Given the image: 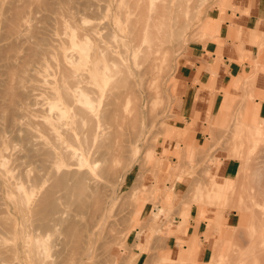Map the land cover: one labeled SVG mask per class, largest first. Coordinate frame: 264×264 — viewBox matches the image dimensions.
Wrapping results in <instances>:
<instances>
[{
	"label": "rangeland",
	"instance_id": "rangeland-1",
	"mask_svg": "<svg viewBox=\"0 0 264 264\" xmlns=\"http://www.w3.org/2000/svg\"><path fill=\"white\" fill-rule=\"evenodd\" d=\"M108 1L111 0H0V229H2V231L0 230V260L2 258L0 262L4 261V264L7 261V264L45 263V261H38L34 254L36 245L34 238L40 233V236L47 242L45 255L47 256L46 262L49 264H264V235H262L264 229L261 231L264 227V89L261 90L256 87L254 71L250 72V69L247 70L242 66V79L240 76L233 78L231 83L218 90L213 85L209 86L217 98V103L212 107V116L206 119V133L198 135L196 138V133L185 129L186 117L180 113L182 87L179 85V78L180 73L184 74L180 66L188 63V58L196 50L200 52L204 50L210 55L212 46L222 41L220 30L221 27H224L225 18L224 16L221 17L220 14L226 12L228 8L234 9L233 2L235 0H187L186 3V0H179L182 1L181 5H179L178 0L177 2L176 0H156L155 5L158 6L156 5L154 12H152V17L156 15L159 19H163L161 21L164 25V35L161 41H157L153 45L154 53H151L150 58L152 56H156V58H149L144 63L145 66L142 65L141 67L140 65L138 68L133 66V73L127 77L128 87L131 86L130 88L136 92L134 96L140 98L132 95L133 101L130 99L131 95L128 94L126 99H122L125 102L124 106L122 103L124 112L127 113L126 118L122 120V122L126 120V125L124 124L125 121L122 124L126 126L127 130H123L125 126L124 128L121 127V132L122 134L125 132V135L123 134L119 138L122 145H118L119 141L116 142L117 144H113L115 148V150L113 147L111 148L113 152L111 149L102 150L103 147H101L100 153L107 151L103 158L100 157L101 154L96 152L100 148L98 144L109 142L111 137L109 139L108 136H110L109 133H111L112 128L109 129L110 126L107 124L105 128L110 132H106V134L104 125L103 127H101L102 124L96 126V130H102L101 132L105 133L104 138L107 139L103 140L102 136L96 138L102 140L98 144V140L92 144L88 156L90 161V157L97 153L96 157H91V162L94 161L95 163H91L93 166L90 162L83 166L85 167L84 170L89 171H87L85 178L86 185L89 184L88 187L93 186L90 187L91 189L89 188L93 191L92 193L95 192L96 186L98 187L96 188L98 189L96 190L97 194H92L87 189L84 198V201H87L85 204L87 203L86 205L91 208L90 200L92 202V198L100 193L103 194V199H101V195V198L98 197L99 199L96 197L98 201H94L100 203L105 199L101 205V208L104 207V209L100 211L98 209L99 203H95L96 205H92V208L94 209V206L95 209L97 208V210L94 209L96 212L98 211L96 215V212L89 206H84L77 211L78 207L75 209L76 204L73 199L68 201V198H65L61 191H56L55 196L62 211L63 221L51 224L47 227L49 230L45 228V230L39 231L34 228L37 224L34 212L21 210L23 204L19 200V195H17L19 190L15 184H22L25 188L34 187L35 191L41 184H46V187L50 186L52 180L50 177L49 180L47 179L49 176L47 175L48 168L57 163L59 151L62 150V140H60L59 146L53 134H50V131L44 127L45 117L51 115L49 112L50 103L54 101L53 94L50 95L49 92L51 93L52 88L58 85L62 75L60 70L64 68L59 66L61 60L57 57L56 51L58 48H64L68 54L67 59L75 61V47L71 43V35L78 42L81 41L83 32H85L84 25L93 20L99 22L102 27H114V17H124L116 15L115 4L120 3L121 8L125 9L130 0H125L126 4H123L124 0H113L110 7L107 6ZM139 2L143 3L144 1L139 0ZM45 3L47 4L45 5ZM190 3L193 7L190 6ZM99 4L102 5V9L101 6L98 9ZM186 5H189V7H185L188 8V11L183 8ZM177 6L179 12H176ZM94 7H97L98 10H94ZM100 10L104 12L103 16ZM92 11L98 12L95 14ZM190 11H192V15H189L191 14ZM17 12H20V16L16 20L15 14ZM176 14L178 17L173 16ZM130 17L136 16L132 14ZM105 21L106 23L103 24ZM218 22H220L221 27L217 33ZM121 25L122 30L116 32L125 34L126 24L121 23ZM104 29L100 31V38L106 35L108 31L107 28ZM184 29L185 31H183ZM175 31H178L177 34ZM65 32L69 34H65ZM260 34L263 41L261 37L257 42L251 40L256 49L260 50L257 51L258 54L264 51V34ZM110 41L112 42V40ZM113 43L115 44V42ZM29 46L33 47V50L31 49L33 55L38 54L39 58H44L46 68L50 73L49 78L56 81V84L39 81L41 65L38 63V57L26 56L27 53L31 54L30 49H28ZM39 47L52 49L55 54L50 50L52 53L46 55V53L41 52ZM164 56L169 59L166 60ZM240 60L242 62L243 58ZM261 62V57H258L256 61H250L248 64L258 68ZM146 63L148 66L150 63H154L155 66L150 64L152 67L150 70V66L148 68ZM255 64L258 66L256 67ZM65 66L75 68V63L66 62ZM144 67L148 68L146 71L149 73L145 72L143 77L138 76L137 74L141 73ZM257 70L260 69H256L255 73L258 72ZM261 71L264 72V69ZM250 75L254 76V79ZM248 77L252 78V81ZM247 78L252 82L248 81L251 86L248 85ZM129 81L135 85L129 84ZM230 88L233 91H230ZM131 91L128 92L133 94ZM247 98L249 101L246 100ZM131 101L134 102L135 106L131 105L133 103ZM137 104L141 107H137ZM130 107H135L136 111L131 110ZM43 109L46 111L44 112ZM136 112L140 114H135ZM128 116L134 119L132 121L137 118L138 122H135H137L136 125L139 124L137 129L135 127L131 129H135V133L138 132L132 137L133 143L130 136L134 133H130L129 127H133L132 123L134 122L129 119V122L131 121L129 123ZM74 125H70V128L73 129ZM139 127L140 129H138ZM260 129L263 132H260ZM58 131L61 130L58 129ZM140 132L141 136L139 137ZM59 134L63 139V133L59 132ZM124 136L128 140L123 141ZM44 143L48 144L47 146L52 145V148H46ZM124 144V153H122L121 147ZM115 145H118L119 148ZM94 147L97 149H92ZM48 149L54 151V161H50V157H47ZM93 150H95L94 153ZM109 150L110 153L116 152L115 156L119 154L118 157L123 156L122 158H124L126 155L127 158H124L125 161H122L121 158L120 161V158L117 159L118 157L116 158L112 154L109 156ZM119 150H121L120 153ZM111 157L113 168H110L112 165L109 163ZM132 158H134V163ZM48 160L50 164L47 162ZM122 162H125L124 169L119 167L123 164ZM128 162L130 163L128 164ZM46 164L49 166L47 167ZM104 165L107 166L103 169L110 173L106 174L105 177V170L100 171ZM115 167L117 170L114 171ZM107 168L113 170L112 175ZM119 168L123 169L121 175ZM116 171L117 173H114ZM122 173L126 174L123 175ZM114 174H117V177ZM43 175L45 176L43 177ZM123 176L125 177L123 178ZM227 176L234 180L235 191L233 190V192L235 194L230 192L232 196L229 197L230 199L227 198L230 194L226 198L224 196L217 198L208 191L211 179L224 182ZM40 180L41 182H39ZM95 182L96 184H94ZM237 184L241 186L238 187ZM100 186L103 187L105 193H101ZM108 190L109 192H107ZM37 192H34L35 198L41 195L40 191ZM238 195H242L243 199L248 196L250 200L248 198L239 200ZM112 199L115 200L112 202ZM250 201L253 205L250 204ZM68 202L69 204H67ZM72 202L74 205H70ZM93 202L91 204H94ZM108 202L111 203L108 204ZM192 204L209 205L215 207L219 213L218 219H216V230L205 235L206 240L210 243V252L204 261L198 260L196 251L190 249H181L177 259L170 256L171 240L175 237L178 238L174 211L181 212ZM105 209L108 210L107 214ZM90 212H94V214H90ZM92 215H95L92 218L94 220L90 219ZM97 216L99 218L96 219ZM257 221H261L260 224ZM7 222L9 223L7 224ZM9 227L14 231L10 230ZM258 228L261 229H259L260 233ZM20 229L23 230L20 231ZM66 229H74L78 237H71ZM256 236L258 239L260 238L258 241L256 240L257 243L253 241L257 238ZM253 237L255 238L253 239ZM219 242L222 244L220 245ZM179 243L182 245L186 242L179 240ZM216 246H219L220 253ZM48 247H50L49 250ZM212 251L213 257H211ZM217 252L221 255H217ZM252 254H254L253 257ZM2 255L5 257L3 258ZM244 257H247V260ZM238 258L242 261L238 262Z\"/></svg>",
	"mask_w": 264,
	"mask_h": 264
},
{
	"label": "bare ground",
	"instance_id": "bare-ground-1",
	"mask_svg": "<svg viewBox=\"0 0 264 264\" xmlns=\"http://www.w3.org/2000/svg\"><path fill=\"white\" fill-rule=\"evenodd\" d=\"M2 1V0H1ZM102 1V0H100ZM112 1H108V7H110L112 5ZM116 1H119V0H116ZM144 1L143 3H140L139 0H133V1H129L127 4L125 3L126 1L124 0L123 4L125 3L126 7L125 9H122L121 6H120V3H116L115 6H116V15L118 16H124V17H114L115 19V25L114 27L112 26L111 28L109 26H101L99 24V22H97L96 20H93V21H90L88 22L86 25H84L83 29L85 32H83V37L81 38L82 40L81 41H77L75 40V38L73 37V35H71V43L73 44V46L75 47V52H74V55H75V61H69L67 59V56L68 54L66 53V51H64V48L62 49L61 48H58L57 51H56V54H57V57H59V60L62 61V65L61 64V61L59 63V66H61V69L60 70V74L61 77L59 79V83L56 87H53L52 90H51V93L49 92V94H53L52 96H54V101L50 103V109H49V112L51 113L50 117L47 115V117H45V121H44V127L49 130L50 134H53L54 138L58 141L57 143L59 144L60 140H62V146H61V151L58 158L59 160L57 161V163H53L54 165H51V167L49 165L46 164V166L48 168V180H49V177H50V180L51 183H50V186H45L46 184H41L39 187H38V190L37 191H40V196H37V198H35L33 195H34V192H37L34 190V187H31V188H25L22 186V184H19V183H16L15 185L17 186L18 190V194L19 195V200L20 202L23 204L22 205V209L21 210H27V211H30V213L34 212V215H35V219L37 221V224H35V229L37 231L39 230H45V228H47L48 226H50L51 224L53 223H59L61 221H63V215H62V211L60 210L59 206H58V200L55 196V193L56 191H61L63 194H64V197L65 198H68V201H70V199H73V202L76 204V207L75 209L78 207L77 211L79 209H82L84 208V206H89V205H86L85 202L87 201H84L85 199V196H86V192H87V189H89L90 187L92 188L93 186H88L86 185L85 183V178H86V174H87V171L86 169L84 170L85 167L83 166H86L89 162L90 164L92 163H95L93 160L94 156L97 154H94V151L93 150V153L91 154L93 156V162H91V157H90V161L88 160V156L90 154V147L92 146V144H94V142L96 140H98L100 143L101 142V138L100 139H96L98 136H102L103 137V140L106 138H104V134L106 132H110V131H107L108 129L105 128V126L108 124L110 127H108L109 129L112 128V131L110 134L109 139L111 137V141L109 140L108 143H103L102 144H98V147L100 146L99 148V151H96L98 153H100V150H101V147L102 150L103 149H111L112 147L114 148L113 144H115L116 142L118 143V141L122 145L121 143V135H125V132H123L122 134V129L121 127L124 128V126L126 125V120L125 121V125L123 126V122L122 120L125 119V109L123 108V106L125 105V102H123L124 99H126L127 95H131V100L133 99L132 98V95L133 97H136L134 95H136L133 91L132 88L128 87V80H127V77L129 74L133 73L132 71L134 70L133 69V66H135L136 68H138L140 65L142 67L145 66L144 63L150 58L151 56V53H154L153 52V45L155 43H157V41H161V38L162 36L164 35L163 34V22L161 20L163 19H159V17H156V15H154L155 17H152V12H154L155 8H156V5H155V2L156 0H142ZM163 1V0H161ZM179 1V0H178ZM185 1V0H184ZM45 2V1H44ZM97 2V1H96ZM99 2V1H98ZM97 2V3H98ZM104 2V1H103ZM177 2V0H176ZM175 2V3H176ZM187 2V0L185 1V3ZM107 3V1H106ZM182 1L180 2L179 1V5H181ZM192 3V2H191ZM190 3V6H192ZM47 3H45L46 5ZM160 5H162V8H163V4L161 3ZM178 5V3H177ZM178 5V6H179ZM184 5V4H182ZM101 6V9H102V5L99 4V7L98 9L100 8ZM158 6V5H157ZM176 6V5H175ZM177 6V7H178ZM123 7V6H122ZM182 7V6H181ZM185 7H189V5L187 6H184L183 8ZM193 7V6H192ZM191 7V8H192ZM160 8V7H159ZM93 9V8H91ZM97 9V7H94V10ZM97 9V10H98ZM111 9V8H110ZM113 9V8H112ZM161 9V8H160ZM187 9L188 11V8H185ZM115 10V8H114ZM159 10V9H158ZM170 10V9H169ZM104 11V10H103ZM157 11V10H156ZM181 11V10H180ZM185 11V10H184ZM93 13L95 12V14L98 12L96 11H92ZM101 12V15L104 13L102 12V10H100ZM159 12V11H158ZM169 12V11H168ZM175 12V11H174ZM176 12H179V7H178V10ZM182 12V11H181ZM18 13V12H17ZM15 14L16 16V20L19 18L20 16V12L18 14ZM161 13L163 14V12L161 11ZM167 13V12H166ZM183 13V12H182ZM191 14L189 15H192V11H190ZM112 14H113V11H112ZM135 15L136 17H130V15ZM175 14V13H174ZM171 16V13L169 14ZM181 15V13H180ZM184 15V13L182 14ZM194 15V14H193ZM18 16V17H17ZM103 16V15H102ZM112 16V15H111ZM161 16V15H160ZM174 17H178L177 14L176 16L173 15ZM91 19V17H89ZM97 18V17H96ZM113 18V17H112ZM189 18V16H188ZM94 19V18H93ZM170 19L172 20V18L170 17ZM175 19V18H173ZM15 20V21H16ZM92 20V19H91ZM170 20V21H171ZM15 21H12L13 23ZM165 21V20H164ZM169 21V23H170ZM188 22V21H186ZM16 23V22H15ZM106 21L103 23L105 24ZM122 24H126V33L125 34H119V32L117 33L116 31L118 30H122ZM188 24V23H187ZM82 25V24H81ZM112 25V23H111ZM180 25V23H179ZM70 26V24H69ZM189 26H191L189 24ZM13 27V25H12ZM72 27V26H71ZM169 27V26H168ZM172 27L174 28V26L172 25ZM171 27V28H172ZM103 28H107V32H106V35H103L101 38H100V31L101 29ZM117 28V29H116ZM179 28V26H178ZM189 28V27H188ZM80 29V28H79ZM82 29V31H83ZM104 29V30H105ZM175 29V28H174ZM187 29V28H186ZM171 30V29H170ZM185 31V29L183 30ZM178 32V31H175V33ZM187 32V31H186ZM186 32H184L186 34ZM68 33V32H65V34ZM170 33V31H169ZM69 34V33H68ZM177 34V33H176ZM182 34V33H181ZM78 35V34H77ZM76 35V36H77ZM180 35V33H179ZM183 35V34H182ZM184 36V35H183ZM182 36V37H183ZM173 38V36H172ZM63 39V38H62ZM177 39V38H176ZM183 39V38H182ZM67 40V39H66ZM112 40V42L110 41ZM261 40H262V36H261ZM260 40V41H261ZM263 41V40H262ZM65 42V40H64ZM115 42V44L113 43ZM164 42V41H163ZM162 42V43H163ZM67 43V42H65ZM110 43H113V44H110ZM168 43V42H167ZM263 43V42H262ZM165 44V43H164ZM32 45V44H31ZM33 46V45H32ZM32 46H29L28 49H30L31 51V54L30 53H27L26 56H34V57H38L39 59V62L40 65H41V69H40V76H39V81L40 82H43V83H55L56 81H53L49 78V75L50 73L48 72V69L46 68V63L44 61V58H39L38 54H34L33 55V47ZM158 45L156 44V47ZM32 47V48H31ZM40 48V47H39ZM32 49V50H31ZM69 49V48H68ZM67 49V50H68ZM261 49V48H260ZM41 52L42 53H52L50 50L52 49H49V48H40ZM38 51V50H37ZM53 51V50H52ZM156 51V50H155ZM164 51V50H163ZM260 51V50H258ZM40 52V51H39ZM54 52V51H53ZM165 52V51H164ZM167 52H168V49H167ZM41 53V54H42ZM71 53V52H70ZM170 53V51H169ZM55 54V52H54ZM43 55V54H42ZM52 55V54H51ZM70 55V54H69ZM153 55V54H152ZM258 55V54H257ZM55 56V55H54ZM73 57V56H72ZM154 56H152L150 59H152ZM158 57V56H157ZM28 59V57H26ZM156 58V56L154 57ZM163 58V57H162ZM161 58V59H162ZM164 58L167 60L169 59L168 57H165ZM159 59V58H158ZM160 59V60H161ZM29 60V59H28ZM48 61V60H47ZM150 61V60H149ZM27 62V60H26ZM66 62H74L75 63V68H68L67 66H65ZM152 62V61H150ZM58 63V62H57ZM61 64V65H60ZM147 64V63H146ZM151 64V63H150ZM149 64V66H150ZM154 64V63H153ZM151 64V66L153 65ZM161 64V63H160ZM159 64V65H160ZM256 67H257V64H255ZM260 65V64H259ZM63 66V67H62ZM148 66V64H147ZM148 66V68H149ZM150 66V70H152V67ZM155 66V65H153ZM244 67V66H243ZM259 67V66H258ZM147 68V67H146ZM146 68L144 67L141 71V73H138L137 75L139 76H142L145 74V72H148L146 71ZM147 68V69H148ZM160 68V67H159ZM161 69V68H160ZM257 69V68H256ZM63 70V73H61ZM138 70V69H137ZM140 71V70H139ZM258 71V70H257ZM153 72V71H152ZM149 73V72H148ZM151 73V72H150ZM155 73V72H154ZM257 73V72H256ZM255 71H254V75H256ZM153 76V75H152ZM151 76V77H152ZM252 77V75H250ZM133 77H134V74H133ZM141 77V79H142ZM157 77H159L157 75ZM160 78V77H159ZM249 80L251 79L252 81V78L254 79V76L252 78L248 77ZM247 78V82L249 81ZM153 79V78H152ZM151 79V81H152ZM234 80V79H233ZM142 81V80H141ZM251 81H249L250 83H252ZM130 82V81H129ZM158 82V81H157ZM156 82V83H157ZM245 82V81H244ZM246 82V83H247ZM248 82V83H249ZM152 83V82H151ZM247 83V84H248ZM248 84L249 86H251V84ZM56 84V83H55ZM129 84H132L133 86L135 84H133V82L129 83ZM255 84V83H254ZM140 85V84H139ZM142 85V84H141ZM140 85V86H141ZM158 85V83H157ZM253 85V84H252ZM132 90H130V89ZM142 88V87H141ZM253 88V87H252ZM45 89V88H44ZM126 89V90H125ZM129 89V90H128ZM248 90V89H247ZM254 90V89H253ZM128 91H131L133 92V94H131L130 92ZM136 91V90H135ZM250 91H251V87H250ZM46 92V91H45ZM251 95V93H250ZM125 96V97H124ZM124 97V98H123ZM139 97V96H138ZM136 97V98H138ZM129 98V96H128ZM140 98V97H139ZM249 98V97H248ZM248 98L246 100H248ZM251 98V97H250ZM123 99V100H122ZM140 100V99H138ZM252 100V99H250ZM134 101V99H133ZM131 101V102H133ZM249 101V100H248ZM122 103L123 106H122ZM136 103V102H135ZM140 103V102H139ZM134 105V102L131 103V105ZM132 105V106H133ZM247 105V104H246ZM141 107L139 104H137V107ZM136 107V108H137ZM131 110L134 109V111H136L135 107H130ZM138 109V108H137ZM43 111L45 112L46 110L43 109ZM139 111V109H138ZM99 112V114H98ZM129 112V111H128ZM142 112V111H141ZM47 114V113H46ZM134 115V112L132 113ZM135 114H140V113H135ZM129 117V116H128ZM132 117V115H131ZM134 117V116H133ZM69 118V119H68ZM136 118V117H135ZM129 119L132 121L134 119L132 118H128V122H129ZM137 119V118H136ZM135 119V121H137ZM131 121L129 123H131ZM135 121H132L134 123L132 124H129L133 127H129V131L130 133H134V135L132 136L131 134V142L133 143L132 140V137L135 136V134H137L138 132L135 133V129H137V124L136 123L138 122H135ZM73 124L74 125V128H70V125L72 126ZM102 124V126H101ZM101 126L103 127L104 125V128L106 129L105 133L104 132H101L102 130H96V126ZM143 125V124H142ZM69 126V127H68ZM134 130H131L132 128H134ZM144 127V126H143ZM250 126H248L249 128ZM103 128V129H104ZM252 128V127H251ZM58 129H60L61 131H58ZM102 129V128H101ZM104 129V130H105ZM140 129V127L138 128ZM250 129V128H249ZM103 130V131H104ZM124 131H126V126L125 128L123 129ZM143 130V128H142ZM248 130V129H247ZM246 130V131H247ZM251 130V129H250ZM128 131V132H129ZM134 131V132H133ZM260 132H263L261 129L259 130ZM31 132V131H30ZM29 132V133H30ZM59 132L62 134L63 133V139H61V136L59 134ZM101 132V133H100ZM32 133V132H31ZM30 133V134H31ZM247 133V132H246ZM36 134V133H34ZM107 134V133H106ZM108 134V135H109ZM264 134V133H263ZM104 135V136H103ZM146 135V134H145ZM33 136V135H32ZM128 136V135H126ZM141 136V132H140V135L139 137ZM250 136V135H249ZM248 136V137H249ZM52 137V136H51ZM137 136V138H139ZM53 138V139H54ZM99 138V137H98ZM125 138V136L123 137V139ZM128 138V137H127ZM136 138V139H137ZM243 137H241L242 139ZM247 138V136H246ZM245 138V139H246ZM251 138V137H250ZM107 139V138H106ZM122 139V140H123ZM238 139V138H237ZM125 140H128V139H124L123 141ZM243 140V139H242ZM249 140V138H248ZM29 141V140H28ZM241 141V140H239ZM127 142V141H126ZM125 142V143H126ZM138 142V140H137ZM136 142V143H137ZM238 142V141H237ZM39 143V142H38ZM37 143V144H38ZM43 143V142H42ZM116 143V144H117ZM128 143V142H127ZM131 143V144H132ZM135 143V145H136ZM246 143V142H245ZM40 144V143H39ZM45 144V147L48 145L46 143ZM96 144V146H97ZM129 144V143H128ZM118 145H115V147H117ZM119 145V146H121ZM43 146V145H42ZM52 146V145H51ZM51 146H47L46 148L49 147L52 148ZM56 146L58 147V145L56 144ZM60 146V144H59ZM118 146V148H119ZM127 146V145H126ZM247 146V145H246ZM124 147H125V144L124 146L121 147V149L123 150L122 153H124ZM60 148V147H59ZM58 148V149H59ZM245 148V146H244ZM248 148V146L246 147ZM47 150L46 154H47V157L49 156L50 157V161H52L55 156L53 155L54 151L52 150ZM92 149H97V148H92ZM45 150V149H43ZM41 150V151H43ZM105 150L104 152L100 153V157L103 158V156H105V153L106 151ZM113 149H111L112 151ZM115 150V148H114ZM237 150V148H236ZM3 151V150H2ZM116 151L118 153V150L116 148ZM43 152V153H45ZM58 152V153H59ZM113 152V151H112ZM110 153V150H109V156H111L110 154H112L113 156H115L114 154L115 153ZM121 152V150H119V153ZM238 152H239V149H238ZM108 153V152H107ZM41 154V153H40ZM146 154V153H145ZM242 154V153H241ZM119 156V154H117ZM139 155V154H138ZM143 155V154H142ZM54 156V157H53ZM108 156V157H109ZM118 156H115L116 158ZM121 156V155H120ZM126 155H124V158L126 159L127 156L125 157ZM96 157V156H95ZM123 156H121L122 158ZM145 158V156H143ZM120 157H118L117 159H119ZM121 158H120V161H121ZM122 158L123 160L122 161H125V159ZM131 158V157H130ZM137 158V157H136ZM142 158V157H141ZM48 159V158H47ZM57 159V158H56ZM98 159H101V158H98ZM97 159V162L99 161ZM133 159V160H132ZM131 160L133 161L134 163V158H132ZM102 160V159H101ZM110 160V159H109ZM50 161L48 160L47 162L50 164ZM54 161V160H53ZM107 161H108V158H107ZM112 157H111V162L109 161L110 165H112ZM115 161V160H114ZM128 161H130V159H128ZM2 162V160H1ZM102 162V161H101ZM104 162V161H103ZM131 162V161H130ZM128 162V164L130 163ZM108 163V164H109ZM123 163V162H122ZM143 163V162H142ZM4 164V163H3ZM91 164V165H92ZM124 164H121L119 167H122L124 169ZM45 165V164H44ZM99 165H103V164H99ZM97 165V166H99ZM110 165H108V167H110ZM140 165V164H139ZM93 166V165H92ZM105 166V167H104ZM101 169V170H105L103 168H106L107 165H104ZM124 166V167H123ZM133 166V165H132ZM131 166V168H132ZM87 168V167H86ZM110 168H113V165L110 167ZM122 168H119L121 171H120V175H121V172H123ZM130 168V167H129ZM128 168V169H129ZM1 169V168H0ZM46 170V169H45ZM107 170H109V168H107ZM117 170V167H115L114 171ZM111 172V175H112V169L109 170ZM130 171V170H129ZM89 172V171H88ZM99 173V172H98ZM105 175L104 177L106 176V174H108L109 172L105 170ZM114 173H117L114 172ZM129 173V172H127ZM110 174V173H109ZM123 174V173H122ZM126 174V173H125ZM123 174V175H125ZM100 175V174H98ZM103 175V174H102ZM115 176L117 174H114ZM113 175V176H114ZM119 175V176H120ZM246 175V174H245ZM38 176V175H37ZM45 175H43L44 177ZM89 176V174H88ZM114 176V177H115ZM217 176V175H216ZM47 177V176H46ZM117 177V176H116ZM125 176H123L124 178ZM243 177V176H242ZM241 177V178H242ZM110 178V176H109ZM120 178V177H119ZM122 178V179H123ZM240 178V179H241ZM37 179V178H36ZM40 179V177H39ZM114 179V178H113ZM121 179V181H122ZM33 180V179H32ZM46 180V179H45ZM89 180V179H88ZM92 180V179H91ZM95 180V179H94ZM93 180V181H94ZM37 183H38V180H36ZM47 181V180H46ZM87 181V179H86ZM96 181V180H95ZM110 181V180H109ZM120 181V180H119ZM240 181V180H239ZM34 182V180H33ZM41 182V180L39 181ZM44 182V181H43ZM90 182V181H89ZM92 182V181H91ZM113 182V181H112ZM46 183V182H45ZM100 183V182H98ZM97 183V184H98ZM121 183V182H119ZM36 184V182H35ZM35 184H30V185H35ZM96 184V182L94 183ZM241 184V183H240ZM239 184V185H240ZM245 184V183H244ZM93 185V184H92ZM209 188H208V191L211 192L215 197L219 198L221 196H224V198H226L228 196V194H230L227 198H231V193H234L233 190H234V180L232 177L230 176H227L225 181L224 182H218V181H215V180H212L211 179V182L209 183ZM239 185L237 184V186L239 187ZM38 186V184H37ZM103 186V184H102ZM112 186V185H111ZM236 186V185H235ZM241 186V185H240ZM106 187V186H104ZM115 187V186H113ZM245 187V186H243ZM242 187V188H243ZM255 187V186H254ZM90 188V189H91ZM95 188V187H94ZM96 188H98L96 186ZM95 188V192L96 189ZM100 188L102 189L103 187L100 186ZM107 188V187H106ZM237 188V187H235ZM247 188V187H246ZM89 189V190H90ZM105 189V188H104ZM239 189V188H238ZM250 189V188H249ZM256 190H258L257 188H254ZM116 190V189H115ZM235 191V190H234ZM237 191V190H236ZM260 191V190H259ZM93 191L90 190V193H92ZM100 192V191H98ZM105 193V190L102 189L101 193ZM109 192V190L107 191ZM106 192V193H107ZM245 192V191H244ZM250 192V191H249ZM255 192H258V191H255ZM38 193V192H37ZM36 193V194H37ZM92 193V194H94ZM115 193V192H114ZM112 193V194H114ZM243 193V192H242ZM241 193V194H242ZM254 193V191H253ZM260 193V192H259ZM235 194V193H234ZM233 194V196H234ZM245 194V193H244ZM247 194H249L247 192ZM255 194V193H254ZM253 194V196H254ZM91 195V194H90ZM99 195V196H98ZM98 195L96 196L97 198L100 197L102 195V198L103 199V194H100L98 193ZM107 195V194H106ZM116 195V194H115ZM246 195V194H245ZM252 195V193H251ZM257 195V194H256ZM91 196H94V195H91ZM114 196V195H113ZM236 196V195H235ZM239 197V200L240 199H243L242 195H238ZM263 196V195H262ZM261 196V197H262ZM96 197L94 196L93 201L96 200L98 201V199H96ZM252 197V196H250ZM91 198V197H89ZM229 198V199H230ZM237 198V197H235ZM248 198V196L246 197ZM246 198H244L243 200H246ZM255 198V197H254ZM253 198V199H254ZM87 199V198H86ZM100 199V200H101ZM116 199V198H115ZM115 199H112V202L113 200ZM228 199V200H229ZM249 199V198H248ZM247 199V200H248ZM257 199V198H255ZM258 199H259V196H258ZM264 199V198H263ZM89 201V199H87ZM99 200V201H100ZM110 200V199H109ZM242 200V201H243ZM250 200V199H249ZM64 201H66L64 199ZM92 201V202H93ZM108 201V200H107ZM234 201V200H233ZM73 202L70 204L72 205ZM91 200H90V205H91V208L89 206L90 209H93L92 208V205H96L97 203L99 202H93L94 204H91L92 203ZM103 202H105V199L100 201V203L102 204H98V209H104L101 208V205H103ZM228 202V201H227ZM258 202V201H257ZM256 202V203H257ZM89 203V202H88ZM96 203V204H95ZM111 203V202H110ZM108 202V204H110ZM247 203V202H246ZM245 203V204H246ZM260 203V202H258ZM69 204V202L67 203ZM66 204V205H67ZM227 204V203H226ZM229 204V203H228ZM241 204V203H240ZM239 204V205H240ZM243 204V203H242ZM250 204H251V201H250ZM74 205V204H73ZM107 205V204H106ZM236 205V204H235ZM253 205V204H251ZM261 205V204H260ZM264 205V204H263ZM248 207V206H247ZM94 209H95V206H94ZM93 209V210H94ZM108 209V208H107ZM234 209V208H233ZM236 209H237V206H236ZM243 209V208H242ZM97 210V208L95 209ZM94 210V212H96ZM238 210V209H237ZM92 211V210H91ZM106 211V209H105ZM94 212H90V214H94ZM98 212V211H97ZM97 212L95 213V215L97 214ZM108 210L106 211V214H107ZM264 212V211H263ZM89 214V216H90ZM99 214V213H98ZM106 214H103V215H106ZM264 214V213H263ZM30 215V214H29ZM95 215H92V217L90 219H92ZM262 215V214H261ZM31 216V215H30ZM249 216V215H248ZM106 217V216H104ZM242 217V216H241ZM252 217V216H251ZM249 217V218H251ZM253 217H255L253 215ZM99 218L98 216L96 217V219ZM248 218V219H249ZM260 218V217H259ZM104 219V218H103ZM94 220V219H92ZM250 220V219H249ZM248 221V220H247ZM253 220L251 219V222ZM256 221V219H255ZM262 221V220H261ZM260 221V222H261ZM91 222V221H90ZM249 222V221H248ZM259 222V221H257ZM256 222V224H257ZM260 222L258 224H260ZM264 222V221H263ZM9 222H7L8 224ZM254 223V222H253ZM2 224V223H1ZM28 224V223H27ZM255 225V223H254ZM262 225V224H261ZM9 226V225H7ZM5 227V226H4ZM23 227H24V223H23ZM70 227V226H68ZM255 227V226H253ZM260 227V226H258ZM52 228V227H51ZM4 229V228H3ZM10 230L14 231L13 229H11V227H9ZM34 229V230H35ZM48 229V228H47ZM256 229V228H254ZM260 228H258L259 230ZM264 227L262 228L261 231H263ZM2 231V229H0ZM23 229H20V231H22ZM35 230V231H36ZM49 230V229H48ZM48 230H46V232H48ZM68 230V229H66ZM260 230H259V233H260ZM17 231V230H16ZM19 232V230H18ZM66 232V231H65ZM16 233V232H15ZM23 235V232H21ZM36 233V232H35ZM45 233V232H44ZM67 233L71 236V237H75L77 238V234L75 233V230L72 229V230H68ZM26 234V233H25ZM24 234V235H25ZM258 234V233H257ZM256 235V234H255ZM254 235V236H255ZM261 235V234H260ZM259 235V237H260ZM262 235L263 232H262ZM36 236V235H35ZM20 237V236H19ZM70 237V238H71ZM257 238L255 240H253L255 237H253V241H258V236H256ZM23 238V237H22ZM36 245L34 247V254L37 258L38 261H45V263H38V264H49L46 262V255H45V252H46V247H47V242L44 238H42V236H40V233L36 236ZM263 239V238H262ZM1 240V238H0ZM77 240V239H76ZM27 241V240H26ZM256 241V243H257ZM262 241V240H261ZM1 242V241H0ZM35 242V241H34ZM222 242V241H220ZM219 242V244H220ZM50 243V242H49ZM216 243H218V241H216ZM222 244V243H221ZM220 244V245H221ZM233 246V245H232ZM218 247L217 251H219V246H216ZM221 247V246H220ZM50 247H48V250H49ZM214 248V247H213ZM212 248V249H213ZM232 248V247H231ZM263 248V247H262ZM254 249V248H253ZM1 250V249H0ZM47 250V251H48ZM231 250V249H230ZM234 250V249H233ZM255 250V249H254ZM259 250V248H258ZM264 250V249H263ZM214 251V250H213ZM213 251L211 252L212 256L213 257ZM232 251V250H231ZM1 252V251H0ZM252 252V251H251ZM250 252V253H251ZM2 253L4 254V251H2ZM1 253V254H2ZM215 253V251H214ZM218 253V252H217ZM220 253V251H219ZM217 254V255H221V254ZM254 253V252H253ZM256 253V251H255ZM261 253V252H259ZM263 254V253H262ZM248 255V254H246ZM254 254H252V257H253ZM260 255V254H259ZM3 256V255H2ZM261 256V255H260ZM259 256V257H260ZM5 256H3L4 258ZM7 257V256H6ZM216 257V256H215ZM242 257V255H241ZM240 257V258H241ZM251 257V256H249ZM264 257V256H263ZM245 258V257H244ZM247 258V257H246ZM245 258V259H246ZM255 258V257H254ZM258 258V256H257ZM261 258V257H260ZM213 259V258H212ZM215 259V258H214ZM239 259V258H238ZM259 259V258H258ZM241 259H239L238 262H240ZM247 260V259H246ZM253 260V259H252ZM264 260V259H263ZM2 261V258L1 260ZM7 261V260H6ZM5 261V262H6ZM242 261V260H241ZM259 261V260H258ZM212 262V260H211ZM210 262V263H211ZM214 262V261H213ZM254 262V261H253ZM262 262V261H261ZM264 262V261H263ZM1 263V262H0ZM8 263V261H7ZM5 263V264H7ZM185 263V262H184ZM209 263V262H208ZM236 263V262H235ZM246 263V262H245ZM1 264H4V261L1 263ZM260 264V263H259Z\"/></svg>",
	"mask_w": 264,
	"mask_h": 264
},
{
	"label": "crops",
	"instance_id": "crops-1",
	"mask_svg": "<svg viewBox=\"0 0 264 264\" xmlns=\"http://www.w3.org/2000/svg\"><path fill=\"white\" fill-rule=\"evenodd\" d=\"M233 6L234 9L228 8L220 14L225 18L224 27L218 22L216 29L218 33L221 27L222 41L212 46L210 55L204 50H196L188 58V63L180 66L184 72L179 78L182 87L180 113L186 117L185 129L196 133V138L206 133V119L212 116V107L217 103L210 85L218 90L231 83L233 78L240 76L242 79V66L250 72L255 71L256 68L248 62L261 57L255 81L258 89H264V72L261 71L264 69V51L258 54L256 46L251 43L252 39L259 40L260 33L264 34V0H235ZM240 58H243L242 62ZM174 214L178 238L171 240L170 256L177 259L181 249H190L196 251L198 260H206L210 243L205 235L216 230L219 215L216 208L192 204L181 212L174 211ZM179 240L186 243L180 245Z\"/></svg>",
	"mask_w": 264,
	"mask_h": 264
}]
</instances>
